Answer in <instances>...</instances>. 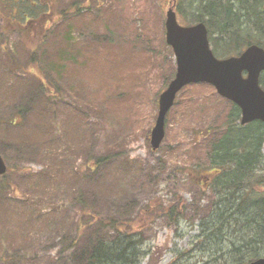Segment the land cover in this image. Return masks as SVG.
I'll return each instance as SVG.
<instances>
[{
    "label": "rangeland",
    "instance_id": "obj_1",
    "mask_svg": "<svg viewBox=\"0 0 264 264\" xmlns=\"http://www.w3.org/2000/svg\"><path fill=\"white\" fill-rule=\"evenodd\" d=\"M29 1L45 7L28 13L18 0H0V154L8 166L0 177V259L80 264L72 258L94 225L114 220L136 241L129 252L139 264H172L175 252L184 253L177 264H205L217 246L199 237L212 201L204 144L224 127L230 102L207 84L189 85L166 115L161 146L153 151L150 142L158 98L176 69L165 18L173 6L184 23L178 0ZM73 47L80 59L54 70L59 51ZM38 82L45 92L27 106L25 124L19 94ZM176 204L177 222L162 211Z\"/></svg>",
    "mask_w": 264,
    "mask_h": 264
},
{
    "label": "trees",
    "instance_id": "obj_2",
    "mask_svg": "<svg viewBox=\"0 0 264 264\" xmlns=\"http://www.w3.org/2000/svg\"><path fill=\"white\" fill-rule=\"evenodd\" d=\"M17 3L20 10L28 13L41 7L29 0H18ZM48 5L49 3L46 6ZM177 6L179 16L185 24L206 23L211 43L215 47L214 52L220 56L237 55L252 43L264 46V0H178ZM43 7L45 6L42 4L41 8ZM68 33L65 40L70 41V45L73 36H70L71 31ZM219 45L224 54L218 53ZM59 52L62 64H51L56 71L57 66L62 65L64 68L63 63L77 61L82 54V51L74 47ZM83 52L85 53L84 50ZM87 64L89 63L86 62L85 66ZM38 83L32 84L31 90L26 94H19L20 107L18 105L17 110L24 116L25 124L27 106L41 102L35 96L38 92H45L42 88L44 85L38 86ZM260 83L264 88V74ZM230 105L224 127L204 144L203 165L206 169L201 164L195 169L206 170L203 175L204 181H207L205 189L212 195V201L204 206L198 222L199 237H205L212 246H217L214 251H210L209 255L213 256L210 255L205 264H249L264 256V126L260 121L240 124V109L232 103ZM4 124L12 126L16 124V120L11 119ZM202 136L205 137L206 134ZM21 144L33 145L34 142L23 138ZM107 161L106 156L96 158L95 167L99 168ZM158 165L161 166L162 163L159 161ZM95 167L91 169L94 170ZM179 210L181 209L176 204L162 211L171 221L177 222L178 218L175 216ZM115 224L114 220L103 225L96 223L93 238L88 239L83 248L75 252L71 262L74 263L78 258L80 264H139V254L135 250L129 252L130 246L136 241L131 240L130 233L119 231ZM86 225L92 228V222L84 224V227ZM104 227L110 229L105 230ZM78 241L79 238L73 240L71 245H77ZM183 255L184 253L175 252L172 264H177L176 258ZM0 262L16 264V259L7 256L0 259ZM60 262L56 261V264Z\"/></svg>",
    "mask_w": 264,
    "mask_h": 264
},
{
    "label": "water",
    "instance_id": "obj_3",
    "mask_svg": "<svg viewBox=\"0 0 264 264\" xmlns=\"http://www.w3.org/2000/svg\"><path fill=\"white\" fill-rule=\"evenodd\" d=\"M166 42L172 47L176 73L160 94L155 124L151 130V148L157 150L165 137V118L177 93L192 83L212 85L218 95L236 104L241 124L261 121L264 124V89L260 76L264 71V48L249 45L240 55L217 58L210 46L208 29L203 22L181 25L171 6L165 19ZM7 165L0 156V175ZM249 264H264V257Z\"/></svg>",
    "mask_w": 264,
    "mask_h": 264
}]
</instances>
